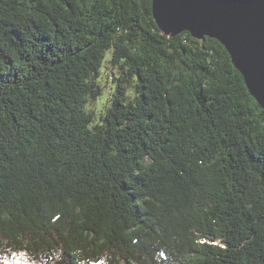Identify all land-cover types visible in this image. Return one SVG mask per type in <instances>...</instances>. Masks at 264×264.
I'll use <instances>...</instances> for the list:
<instances>
[{"label": "trees", "instance_id": "1", "mask_svg": "<svg viewBox=\"0 0 264 264\" xmlns=\"http://www.w3.org/2000/svg\"><path fill=\"white\" fill-rule=\"evenodd\" d=\"M5 262L264 264V110L224 47L151 0H0Z\"/></svg>", "mask_w": 264, "mask_h": 264}, {"label": "water", "instance_id": "2", "mask_svg": "<svg viewBox=\"0 0 264 264\" xmlns=\"http://www.w3.org/2000/svg\"><path fill=\"white\" fill-rule=\"evenodd\" d=\"M151 15L168 38L216 40L264 110V0H151Z\"/></svg>", "mask_w": 264, "mask_h": 264}, {"label": "rangeland", "instance_id": "3", "mask_svg": "<svg viewBox=\"0 0 264 264\" xmlns=\"http://www.w3.org/2000/svg\"><path fill=\"white\" fill-rule=\"evenodd\" d=\"M111 75L117 76L115 70L112 68V66L109 63V60H106L104 63L103 69H102V77H101L100 84H99L103 87L102 95L97 101L91 102L88 107L89 109L93 110L97 114H100L102 112L104 108L102 104H108L109 97L111 96L113 86H114V84H111L110 82ZM107 77H109V79H107ZM129 93L131 94L132 91H129Z\"/></svg>", "mask_w": 264, "mask_h": 264}, {"label": "snow or ice", "instance_id": "4", "mask_svg": "<svg viewBox=\"0 0 264 264\" xmlns=\"http://www.w3.org/2000/svg\"><path fill=\"white\" fill-rule=\"evenodd\" d=\"M5 264H7V262H5Z\"/></svg>", "mask_w": 264, "mask_h": 264}]
</instances>
